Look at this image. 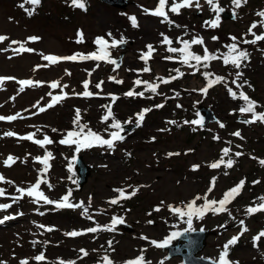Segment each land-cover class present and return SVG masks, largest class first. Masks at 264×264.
Wrapping results in <instances>:
<instances>
[{
    "label": "rangeland",
    "instance_id": "obj_1",
    "mask_svg": "<svg viewBox=\"0 0 264 264\" xmlns=\"http://www.w3.org/2000/svg\"><path fill=\"white\" fill-rule=\"evenodd\" d=\"M20 1L0 0V35L9 38L0 43V77L16 78L6 80L0 85V115L19 114V117H22L11 122L0 121V174L13 182L1 183L6 195L0 197V204H12V207L0 210V218L15 217L0 224V262L20 264L21 260L27 259L29 264H53L55 257L70 258L75 252L74 247L85 243V238L67 240L65 237V231L89 224L80 220L82 210L53 212L51 205H44L42 202L34 204L27 196L16 203L12 202V197L19 195L16 192L17 187L28 188L36 182L38 173L36 178V164L32 162L31 156L42 150L19 137L36 132L37 139H43V136L47 135L54 141L53 144L46 146L55 157L51 166L52 179L49 180L53 187L49 189L44 185L42 189L49 198L54 199L69 185L66 182L64 157L69 158L68 155L72 154L67 146L59 145V136L63 137L66 130H70L72 114L76 109L81 110L82 118L90 127L97 131L105 129L106 125L101 122V113L104 109L101 106L110 102L108 95L110 93L119 95V99L113 103L112 110L115 117L123 123L130 119L135 122V114L141 109L152 108V111L146 114L142 125L133 133L123 134L124 141L118 142L114 150L93 147L82 152H86L85 161L94 167V173L83 189L76 193V199L88 203L89 197H92L93 209L102 211V215H98L97 219L102 220L104 225H108L105 221L109 220L110 212H117L126 220H136L138 232L147 237L158 238L170 235L174 229L187 227L168 210V205L183 206L182 202L186 203L196 195L203 196L214 177L215 187L209 194V199L216 200L221 199L226 191L243 180L245 184L240 195L228 205L231 217L227 213L219 215L209 213L203 220H194L193 228L217 230L221 225L226 227L216 235L209 236L202 250L203 256L217 260L224 244L234 235H239L241 228L246 226L248 231L240 236L236 245L230 246L229 259L238 264H264V237L259 241L253 240V237L264 231V212H257L251 216L246 214L247 207L261 203L258 198L264 197V165L260 163L264 160V123H242L243 120L251 119V114L242 115L238 111L243 101L233 100L222 85L214 86L206 96L199 91H193L205 86L204 77L200 73L191 74V69L177 62L163 59L170 54L166 51L167 46L161 44L160 34L164 33L172 38L174 41L172 46L179 47L175 40L178 36H183L185 29L169 27L166 23H161V18L145 14L143 9H154L158 0H129L124 8H115L100 0H86V10L79 8V11L71 6V0H42V10H36L30 19L22 17L24 11L19 8ZM201 3L203 4V0ZM219 4L226 8L232 7L237 17L234 20L221 19L220 27L217 29L204 26L205 21L216 16L206 4L202 11L194 8L184 9L179 16L171 13L169 15L176 24L187 26L189 35L183 36L184 39L199 35L204 38L210 51L224 52L226 51L224 45L232 42L230 36L243 37L250 24L260 20L255 13L264 10V0H248L240 8H235L231 0H219ZM132 16L137 18L138 27L132 26L129 19ZM261 30L254 29L256 32ZM79 32L83 33L82 43H77ZM109 32L116 39H120L121 36L126 39L125 44L110 50L112 59H119V68L103 61L86 60L84 63L61 61L49 64L42 59V54L65 57L67 53H92L97 50L94 40L97 37L108 39ZM32 36L40 39L28 41ZM213 36H218L219 40L213 41ZM11 41H27L25 46L35 51L15 54L12 49L18 48L19 45L11 44ZM148 44L157 49L148 65L152 71L138 72L137 70L145 67L139 57L146 51ZM240 46L249 51L250 59L246 66L240 69L243 76L239 82L247 81L242 90L258 103L260 107L258 106L256 111L264 112V42ZM6 48L7 51L2 50ZM193 50L202 54L200 46H194ZM46 64L47 67L36 68L38 65ZM176 68H180L185 75L167 85L161 84L158 92L163 95L146 92L144 98L124 96L126 87H134L133 79L159 83L156 77L174 76L176 73L172 69ZM201 71H212L217 75L226 76L230 82L235 79L234 73L237 70L216 61L212 62L210 69ZM109 77H116L123 83L119 86L109 80ZM27 78L43 83L37 87H26L20 92L17 81ZM86 79L91 81L90 91L94 89L96 83L104 81L103 90L96 89V92H100L99 97L83 100L73 94L84 91L82 82ZM53 81L68 85L63 89V92L68 93L67 98L52 108L46 107L44 112L34 113L37 108L45 107L43 105L49 96L48 93L51 92L52 96L62 94L60 88L48 89L47 83ZM229 86L237 92L240 91L231 83ZM136 91H143V86L136 88ZM177 92L179 96H176ZM149 96L152 98H148ZM161 100L165 101L164 107L155 108L154 105L159 104ZM200 103L210 106L217 116V120L204 130L200 126L184 123L185 120L199 119L197 107ZM29 113L33 115L27 116ZM168 121H176V124H169ZM218 122L225 124V127L220 128ZM175 125H179L180 128H174ZM52 128L58 131L53 132ZM37 129L40 131L37 132ZM9 131L17 135L5 136L4 133ZM235 131H240L243 139L231 135ZM148 135H151V143L145 140ZM214 136H219L220 139L215 140ZM224 147L232 149L230 157L235 161L233 167L227 168L224 165L219 169L208 167V164L221 158V150ZM124 151L132 152L133 155L127 158ZM235 152H241L242 155L236 157ZM168 153L180 155L168 156ZM9 155L18 159L11 167H6L3 161ZM228 158L224 157L225 161ZM193 165L200 167L193 170ZM135 179L146 183L145 188H140L141 191L130 199L121 200L119 205L108 204V199L116 193L114 189L123 186L133 189L138 184ZM254 181L259 183H253ZM161 201L164 202L163 205ZM149 202L162 207L161 211H154L153 225L144 224L148 209L146 206ZM197 203L202 204L203 201ZM41 212L44 214L40 215ZM241 220L244 221L243 226L239 223ZM40 224L46 227L54 225L55 229L46 232L45 229L37 227ZM128 237H131L129 233L121 232L119 229L115 232L105 231L97 235L96 240L90 236L91 244L88 247L91 248V254L96 250L94 257L106 253L111 255L117 264H123V260L134 253L131 243L139 244ZM110 240L111 249L107 243ZM145 245L148 246L146 257L156 249L159 250L153 249L148 241ZM38 251L45 254L44 262L35 261L34 257ZM162 258L159 252L154 255L155 262L162 261ZM179 263L178 258L163 262Z\"/></svg>",
    "mask_w": 264,
    "mask_h": 264
},
{
    "label": "snow or ice",
    "instance_id": "obj_2",
    "mask_svg": "<svg viewBox=\"0 0 264 264\" xmlns=\"http://www.w3.org/2000/svg\"><path fill=\"white\" fill-rule=\"evenodd\" d=\"M248 0H232V4L235 5V8H240L244 4H246ZM26 4L32 5V9H25L28 16H32L35 12V8L39 6L42 3V0H25ZM204 4H206L209 9L216 13V16L214 19L207 20L204 22V26L212 29H217L220 27L221 22V16L220 14L225 11L223 7L220 6L219 0H203V4L201 3V0H171L169 3V0H158L157 5L154 9H143L146 15L155 16L158 18H161V23H166L169 25V27H176L181 28L183 27L185 29L183 36H188L189 33L186 30L187 26H181L179 24H176L173 19L170 18L169 13L179 16L181 15V11L184 9H196L197 11H202ZM71 6L80 8L82 10H86V0H71ZM21 8H24V4L20 5ZM258 17H260L259 21H253L250 26L248 27L247 33L243 34V37L251 36L252 39H246V38H238L236 36H230L229 39L232 41L229 44H225L224 48H226V51L221 52L220 50H217L216 52H212L208 49L206 42L202 36L199 35H193L190 39H184L183 36H178L175 40V43L180 45L179 47L172 46L174 41L169 36L165 35L164 33H161L162 36L161 44L166 45V51L170 55H167L163 57V59L167 61H173L181 64L182 66H186L188 69H191V74L195 75L196 73H200L205 81L206 84L201 89H193V91H199L203 95H207L209 90L212 89L214 86L222 85L226 88L229 96L233 100H241L243 101V104L238 108V111L240 114H251V119L243 120L242 123H255V122H261L264 123V112H257L256 109L258 107V103L251 99L242 89L245 84H247V81H243L242 83L241 78L243 76V72L240 71V69L243 66H246V62L250 59V53L247 49L241 48V44H248V45H257L258 42H264V31H261L259 34L254 31V29L260 28L264 29V10H261L257 13H255ZM235 10H233V18H235ZM131 24L133 27H138L137 18L135 16L129 17ZM79 39L77 40V43H82L84 40L83 33H78ZM108 39L105 37H97L94 40V44L97 45V50L89 53V54H83V53H76L72 56H65V57H59L55 55H43L42 59L49 62V64H56L61 61H86V60H92V61H103L112 65H115V68H119L120 64L111 57V49H116L119 46L126 43V39L121 36L120 39H116L112 36V33H107ZM9 38L7 36L0 35V43L4 42L5 40H8ZM39 37H29L28 41H37L39 40ZM213 41H218V36L212 37ZM26 42H20V41H11V44H18V48H13L12 51L15 54H21V53H32L35 50L29 47H26ZM194 46H200L202 48V54L197 53L193 50ZM3 51H7L8 49H2ZM157 52V49L152 45L148 44L146 45V51H143L140 54V59L144 62L145 67L143 69L137 70L138 72L142 73H150L152 71L151 67L149 65V61L153 59L154 54ZM222 62L223 66L228 67L231 66L232 68L236 69L237 71L234 73L235 79H232L230 82L226 76L223 75H217L212 71H201V69H210L212 62ZM48 65H38L36 68L39 67H47ZM97 67H99V64H97ZM35 70V69H34ZM115 70V69H114ZM173 72L176 73L174 76H169L168 78L165 77H156V80L159 81V83L156 82H150L149 80H142V79H136L134 81V87L127 91L124 95L126 97H140L144 98L145 93H151L153 95H163V93L158 92V89L160 88L161 84H169L172 81L182 78L185 73L180 70V68L172 69ZM68 75H71V73H67ZM91 75V73H89ZM15 77H0V85H3L6 80H15ZM110 80L114 81L117 84H122V80L116 79V77H109ZM17 83L20 85V92H23L26 87H37L41 86L43 82L41 81H33L30 79L25 80H18ZM83 92L80 93H73L75 96L78 97H84V98H91L93 96H99L100 92H92L89 90L91 81L90 80H84L83 82ZM104 81H100L95 84V88L99 90L102 89ZM229 83L232 85H235L236 89H239L240 91H235L232 87L229 86ZM143 86V91H136V88ZM251 87V85H248ZM50 87L52 89L60 88L62 94L52 96V93H48L49 96H51V102L48 103L47 108H52L56 104L60 103L64 99L67 98L68 93L63 92L64 88H67L68 85H61L59 81H53L50 83ZM111 97L112 103H115L119 97H116L112 94H108ZM180 94L177 92L176 96H179ZM148 98H152L149 96ZM14 99V98H13ZM35 107V105H34ZM101 107L106 109L105 114L101 118V122L106 125L104 131L107 133L108 138H105L104 135H101L99 132L93 131L92 128H90L87 124L81 123L82 115L81 110L76 109L75 110V116L73 119V125L74 127L70 130H66L63 137L58 141L61 145H66L68 147L75 148L76 153H80L82 150L85 149H91L93 147H107V149L114 150L116 147L117 142H122L125 139L124 135H121V133L124 131V128L122 126L121 121H119L112 110V104L108 105H102ZM155 108H162L164 107L163 104H157L154 105ZM177 107H182V105H177ZM46 108L41 107L39 109L40 112H44ZM152 108H145L141 110L136 115V127H140L145 119V116L147 113L151 112ZM236 110H234L235 112ZM19 117V114L12 115V116H2L0 115V121H14ZM22 118V117H19ZM111 120V123L109 121ZM124 123H132V120H128ZM169 124H176V121H168ZM185 124H192L197 125L200 127H203V118L199 120H193V121H184ZM219 123L220 128H224L225 124ZM111 129V131H110ZM53 132H57L58 129L52 128ZM195 130V128L193 129ZM40 129H37V132H39ZM163 131V130H162ZM5 136H16L17 134L14 132H6L4 133ZM231 135L238 137L240 139H243L241 136L240 131H235L231 133ZM36 132L29 133L25 136L19 137L21 140H28L32 141L36 145L40 146L41 148L45 149V155L43 157L37 156L34 157V160L40 164L43 165L42 170H40V175L38 176L36 182L32 185H30L28 188L23 187H17L16 192L19 193L18 196L12 197V202L16 203L17 201L23 199L25 196L31 198L32 203L34 204H40L41 202L44 205H53L55 209H80L81 215L88 220H93V216L89 213V209L91 208V202L92 197H89L87 205L83 201L80 202H73L72 201V190L69 189L59 200H53L49 198L44 191L41 189V185H47L49 189L53 187V185L46 179V175L51 167L49 161L52 159H55L52 152L48 151L46 146L51 145L54 143V141L47 135L43 136V139H36ZM154 139V138H153ZM213 139L219 140V136H214ZM229 144L231 141L228 142ZM239 147V145H237ZM191 151V150H189ZM222 156L219 160L212 162L208 164V167L211 169H219L221 165H224L227 168H232L235 161L230 157V153L232 152V149L230 147H224L222 150ZM173 155H180V153H168V156ZM234 155L236 157H239L242 155L241 152H235ZM224 157H229L227 161H225ZM75 158V157H74ZM18 158L13 157L9 155L4 161V165L6 167H11L13 164L16 163ZM260 163L264 165V160H261ZM200 165H193V170H198ZM0 182L12 184V181H8L5 179V177L0 174ZM253 183H259V181H254ZM245 184V181L241 180L238 185L235 187L229 189L226 191L222 198L219 200L216 199H209V194L214 190L215 187V177L213 178L210 187L208 191L203 195H196L193 197L190 201L184 203L182 202L183 206H173L168 205V210L176 216L180 222L187 225L186 228H184L182 231H174L172 232L166 239H164L162 242H157L155 240L151 241V244L154 245L156 248H166L169 247L171 242L175 239H178L179 237L183 236L185 233L195 231L193 228V222L194 220H203L205 216L209 213L212 215H219L221 213H227L230 217L232 216V213L230 209L228 208V205L231 204L237 196L240 195L241 190L243 189ZM143 187V186H141ZM118 195L109 199L107 202L109 205H119L121 200H127L131 197L135 196L137 192L139 191V188L133 189L130 193L125 188H117L113 190ZM6 195V192L3 188H0V197H4ZM261 203L255 204V206H249L246 208V214L251 216L256 214L257 212H264V197L258 198ZM198 201H203L202 204H198ZM164 202L161 201V205H163ZM12 207V204H0V210H7ZM155 212L161 211V207L157 206L153 209ZM40 215H43L44 213H39ZM18 215H23V213H18ZM148 215H151V213H148ZM13 216H4L3 219H0V224H3L6 220L14 219ZM234 218V217H233ZM125 223V219L120 216H113L111 218V223L108 225L101 226L99 224H96L95 227H89L82 231H70L66 232L65 235L69 237H77L84 235L86 233H97L100 231H108V232H115L118 225H123ZM149 224H152L153 221L149 220ZM240 225H244V221L241 220ZM39 228L45 229L46 232H52L54 229L52 227H46L45 225H37ZM220 227H224V225H221ZM200 231H204L203 228L200 229ZM248 229L246 226L241 228V231L239 235H234L231 239H229L223 246L222 251L220 252V255L216 261H213V264H238L236 261H231L229 259V249L230 246H234L237 244V242L240 239V236H242L245 232H247ZM262 237H264V231H261L257 236L253 237L254 242L259 241ZM142 239L148 240V237H142ZM36 243L35 241L33 242ZM108 246L111 249L112 248V241H108ZM113 251L115 249H112ZM96 251V250H94ZM107 251V250H106ZM80 252L83 254V257H86L89 255V253L84 250L80 249ZM144 250H141V254L133 259L126 260L124 264H152L150 260H147L145 258V255L143 254ZM35 261L37 262H44L46 260L45 254L41 252L40 254L36 255L34 257ZM102 264H115V262L108 256L104 255L101 257ZM0 264H4V262H0ZM20 264H29V261L27 259L21 260ZM57 264H76L75 261L69 260H58ZM161 264H163V261H161Z\"/></svg>",
    "mask_w": 264,
    "mask_h": 264
},
{
    "label": "water",
    "instance_id": "obj_3",
    "mask_svg": "<svg viewBox=\"0 0 264 264\" xmlns=\"http://www.w3.org/2000/svg\"><path fill=\"white\" fill-rule=\"evenodd\" d=\"M113 5L124 7L127 0H103ZM222 18H233V14L226 9L221 13ZM76 171L79 173V184L81 185L89 174V167L83 163L81 158L77 159ZM207 231H192L179 237L177 242L170 244L168 248L169 255L179 254L182 256L184 264H213V260L196 256V253L202 249L205 244ZM182 242H180V240Z\"/></svg>",
    "mask_w": 264,
    "mask_h": 264
}]
</instances>
